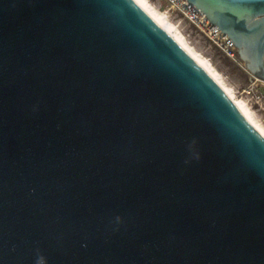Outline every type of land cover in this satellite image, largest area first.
<instances>
[{
	"label": "water",
	"instance_id": "1",
	"mask_svg": "<svg viewBox=\"0 0 264 264\" xmlns=\"http://www.w3.org/2000/svg\"><path fill=\"white\" fill-rule=\"evenodd\" d=\"M189 2L264 81V0ZM40 255L264 264V134L137 0H0V264Z\"/></svg>",
	"mask_w": 264,
	"mask_h": 264
},
{
	"label": "rangeland",
	"instance_id": "2",
	"mask_svg": "<svg viewBox=\"0 0 264 264\" xmlns=\"http://www.w3.org/2000/svg\"><path fill=\"white\" fill-rule=\"evenodd\" d=\"M157 8L168 13L170 19L184 34L187 43L205 58L210 67L219 74L222 81L237 95L246 99L254 109L257 118L264 124V95L258 101L257 95L264 94V81L255 79L238 56L232 57L206 38L193 24L177 11H172L166 0H150ZM173 12V13H172Z\"/></svg>",
	"mask_w": 264,
	"mask_h": 264
},
{
	"label": "bare ground",
	"instance_id": "3",
	"mask_svg": "<svg viewBox=\"0 0 264 264\" xmlns=\"http://www.w3.org/2000/svg\"><path fill=\"white\" fill-rule=\"evenodd\" d=\"M149 14H151L160 24H162L179 42L182 44L193 56L205 66L212 76L224 87L228 94L235 100L238 106L244 111L246 116L255 124L264 134V124L257 118L254 109L251 107L249 102L244 99L237 97L232 88L228 87L219 74L215 72L209 65L208 61L199 55L190 45L187 43L184 34L176 26V24L170 19L168 13L157 8L150 0H137Z\"/></svg>",
	"mask_w": 264,
	"mask_h": 264
},
{
	"label": "built area",
	"instance_id": "4",
	"mask_svg": "<svg viewBox=\"0 0 264 264\" xmlns=\"http://www.w3.org/2000/svg\"><path fill=\"white\" fill-rule=\"evenodd\" d=\"M171 5L172 11L180 12L185 19L193 24L206 38L220 47L229 56H238L237 47L230 46L234 41L228 34L221 31L207 15L192 2L187 0H166ZM173 13V12H172ZM263 93L257 95L258 101L262 100Z\"/></svg>",
	"mask_w": 264,
	"mask_h": 264
},
{
	"label": "clouds",
	"instance_id": "5",
	"mask_svg": "<svg viewBox=\"0 0 264 264\" xmlns=\"http://www.w3.org/2000/svg\"><path fill=\"white\" fill-rule=\"evenodd\" d=\"M117 219H119V217ZM36 264H47L46 257H44L43 255L38 256Z\"/></svg>",
	"mask_w": 264,
	"mask_h": 264
}]
</instances>
